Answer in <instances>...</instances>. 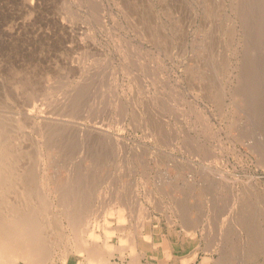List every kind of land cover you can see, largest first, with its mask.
I'll list each match as a JSON object with an SVG mask.
<instances>
[{
	"label": "rangeland",
	"instance_id": "1",
	"mask_svg": "<svg viewBox=\"0 0 264 264\" xmlns=\"http://www.w3.org/2000/svg\"><path fill=\"white\" fill-rule=\"evenodd\" d=\"M1 144L44 264H264V1L0 0Z\"/></svg>",
	"mask_w": 264,
	"mask_h": 264
},
{
	"label": "bare ground",
	"instance_id": "2",
	"mask_svg": "<svg viewBox=\"0 0 264 264\" xmlns=\"http://www.w3.org/2000/svg\"><path fill=\"white\" fill-rule=\"evenodd\" d=\"M264 1V0H263ZM261 11V10H260ZM251 13V12H250ZM258 13V12H257ZM243 15V14H242ZM254 15V14H253ZM252 15V16H253ZM256 15V14H255ZM258 15H260V14H258ZM246 16H248L247 14H246ZM245 17V16H244ZM251 17V16H250ZM258 17V16H257ZM260 17V16H259ZM249 18V17H248ZM255 18V17H254ZM253 21H255V19H253ZM259 21V20H258ZM261 22V21H260ZM259 24V23H258ZM261 24V23H260ZM262 25H263V23H262ZM257 26V25H256ZM255 26V27H256ZM258 27H260L259 25H258ZM261 28V27H260ZM263 30V29H262ZM259 31H260V29H259ZM246 64V63H245ZM253 64L254 63H252V65L250 64V66H253ZM249 66V67H250ZM257 68V67H256ZM244 69V68H243ZM253 69H255V68H252L251 69V71L249 72L248 71V73H247V75L245 76V78L243 79L244 80V87H246L247 89L249 88H252L253 87V85H256V82L258 81L257 79L258 78H256V76L257 75H255L256 73L253 71ZM249 70V69H248ZM244 71H246V70H244ZM243 72V71H242ZM245 73V72H244ZM260 74V73H259ZM258 74V75H259ZM245 75V74H244ZM244 77V76H243ZM255 80H256V82H255ZM243 82V81H242ZM259 82V81H258ZM257 82V83H258ZM242 84V83H241ZM240 85V84H239ZM243 85V84H242ZM242 85H241V87H242ZM251 85H252V87H251ZM257 87V86H256ZM238 88H239V86H238ZM243 88V87H242ZM241 88V89H242ZM258 88V87H257ZM245 88H243L242 90H244ZM246 89V91H248V94H249V90H247ZM254 89H256V88H254ZM78 91V90H77ZM246 91H242V92H246ZM253 91H255V90H253ZM252 91V89H251V92H253ZM257 91H258V89H257ZM76 92V91H75ZM77 93V92H76ZM78 94V93H77ZM245 95V94H244ZM246 95H247V92H246ZM251 95V97H252V94H250ZM246 97V96H245ZM247 97H249L248 95H247ZM246 97V98H247ZM252 98H254V97H252ZM249 99H251L250 97H249ZM248 99V101H250ZM256 99H257V97H256ZM252 100V99H251ZM257 104V103H256ZM258 106V105H257ZM7 143V142H6ZM4 144V143H3ZM2 145V144H1ZM3 146V145H2ZM1 146V147H2ZM7 147H9V145L7 146ZM1 149V148H0ZM10 149V148H9ZM9 149H7L6 147H5V145L3 146V148H2V150H0V151H2V152H0V153H3V155L4 154H7L9 151ZM12 150V149H11ZM10 150V151H11ZM9 153H11V152H9ZM13 154H14V152H13ZM1 155V154H0ZM2 155V156H3ZM10 155V154H9ZM9 155H7V156H9ZM14 157H15V155H13ZM6 157V156H5ZM10 157H11V155H10ZM13 157H11V159H12ZM1 159V158H0ZM5 159V158H4ZM8 159V158H7ZM10 159V160H11ZM13 159H16V158H13ZM3 161H5V160H3ZM2 161V162H3ZM14 162H15V160H13ZM10 162V161H9ZM12 162V161H11ZM11 162H10V165H11ZM0 163H1V161H0ZM5 163V162H4ZM1 164H3V163H1ZM0 164V165H1ZM12 166V165H11ZM33 167L34 166H32V169H33ZM4 168H6L5 166H4ZM4 168H0V177L2 176V174H5L6 173V175L7 174H9V172L7 173L6 171H8L7 169H4ZM7 168L9 169V168H11L9 165L7 166ZM30 170H31V167H30ZM29 170V171H30ZM12 171V170H11ZM14 171V170H13ZM26 171H28V169H26ZM32 172H33V170H31ZM30 171V172H31ZM34 171H35V169H34ZM11 174L12 173H10V176H11ZM13 175V174H12ZM31 175V177H33L32 176V174H30ZM34 175V174H33ZM9 176V177H10ZM26 176H27V174H26ZM25 176V177H26ZM28 176H29V174H28ZM35 176V175H34ZM14 177V176H13ZM4 176H3V178L1 179V180H4ZM75 178V177H74ZM0 180V181H1ZM11 180V179H10ZM29 180H30V178H29ZM72 180V179H71ZM63 183V182H62ZM72 183V182H71ZM70 183V184H71ZM1 184V183H0ZM3 185V184H2ZM63 186V185H62ZM65 186V185H64ZM70 186V185H69ZM32 187V186H31ZM66 187V186H65ZM68 187V186H67ZM66 187V188H67ZM3 188V187H2ZM5 188V187H4ZM35 188V187H34ZM69 188V187H68ZM72 188H74V187H72ZM31 189V188H30ZM61 189V188H60ZM0 190H1V188H0ZM65 190V189H64ZM71 190V189H70ZM1 191H3V190H1ZM61 191V190H60ZM62 192H64L63 190H62ZM71 192V191H70ZM75 192V191H74ZM41 193V192H40ZM67 193H68V191H67ZM66 193V194H67ZM71 193H73V191L71 192ZM76 193V192H75ZM2 195V194H1ZM0 195V196H1ZM42 196H43V194H41ZM62 195V194H61ZM70 195H72V194H70ZM74 195V194H73ZM3 197V196H2ZM1 197V198H2ZM65 197H66V195H65ZM69 197V196H68ZM71 198H72V196H70ZM75 197V196H74ZM39 198V197H38ZM45 199V198H44ZM63 199V198H62ZM40 200V199H39ZM42 202V199H41V201H40V203ZM73 202V201H72ZM46 204V202H42V205H45ZM83 204V203H82ZM28 206V205H27ZM36 206H37V204H36ZM67 206H68V204H67ZM82 206V205H81ZM16 208H17V206H15ZM30 207H31V205H30ZM30 207H28V208H30ZM35 207V206H34ZM33 206L31 207V210L34 208ZM43 207V206H42ZM45 207V206H44ZM47 207V206H46ZM16 208H14V209H16ZM20 209H21V207H19ZM37 208V207H36ZM78 208H80V206L78 207ZM12 209V208H11ZM14 209H12V210H14ZM20 209H17V210H15V212H13V214L11 215V216H9V217H5V215H3L1 212H0V264H13L12 262H13V258L14 257H19V258H23L24 259V262H25V264H42L43 263V260H45L44 259V257H47L48 256V253H47V256H44L43 257V254H44V245H45V243L43 244V241H42V239H41V235H40V233H39V227L41 226H39V223H38V221L33 217H26L25 216V214L26 213H23V211H22V209H21V211H19ZM23 209H26V208H23ZM39 210V209H38ZM0 211H2V210H0ZM34 211V210H33ZM36 211V210H35ZM75 211V210H74ZM79 211V210H78ZM32 211H30L29 213H31ZM39 212V211H38ZM72 212V211H71ZM70 212V213H71ZM80 212H81V210H80ZM28 213V212H27ZM34 213H36V212H34ZM32 214V213H31ZM69 214V213H68ZM74 214L75 215H73V217H72V221H74V223H75V220L78 218V214L77 213H75L74 212ZM29 215V214H28ZM36 215V214H35ZM71 215V214H70ZM68 217H70V216H68ZM71 218V217H70ZM69 218V219H70ZM80 218V217H79ZM68 219V218H67ZM79 221H80V219H79ZM68 222H70V220H68ZM77 222V221H76ZM71 223L72 222H70L69 223V225L71 226ZM73 223V224H74ZM78 223V222H77ZM41 224H42V222H41ZM79 224V223H78ZM75 225V224H74ZM76 226H77V224H76ZM73 229H75L74 227H72ZM41 230V229H40ZM42 233V232H41ZM45 240V239H44ZM86 250H88L87 252L91 255V257H93V256H95L94 254L97 252V248H96V246L93 244V245H89V246H87V249ZM45 251H47L46 250V247H45ZM43 258V259H42ZM88 259V258H87ZM89 260V261H88ZM87 261L89 262H87L88 264H111V263H109L106 259H105V261H98V260H92V259H88ZM44 264V263H43Z\"/></svg>",
	"mask_w": 264,
	"mask_h": 264
}]
</instances>
